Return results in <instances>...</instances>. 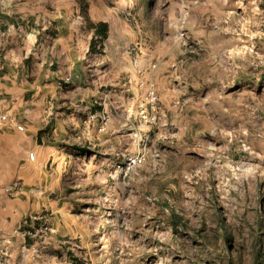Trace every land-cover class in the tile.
<instances>
[{
	"label": "rangeland",
	"instance_id": "1",
	"mask_svg": "<svg viewBox=\"0 0 264 264\" xmlns=\"http://www.w3.org/2000/svg\"><path fill=\"white\" fill-rule=\"evenodd\" d=\"M12 16L48 45L60 20L81 75L54 89L78 109L74 235L29 218L10 264H264V0H0Z\"/></svg>",
	"mask_w": 264,
	"mask_h": 264
},
{
	"label": "crops",
	"instance_id": "2",
	"mask_svg": "<svg viewBox=\"0 0 264 264\" xmlns=\"http://www.w3.org/2000/svg\"><path fill=\"white\" fill-rule=\"evenodd\" d=\"M19 13L18 18L25 19L26 13ZM55 17L61 19L60 14ZM9 20L13 21L0 20V113L15 117L16 123L24 127L19 131L14 123L0 126V235L8 238L12 260L19 251L28 252L31 245L25 241L31 238L27 228L34 222H22L31 212L51 215L46 218L50 226L46 239L74 235L73 222L66 218L67 207L72 204L67 201L61 179L70 158L64 151V143L70 141L68 131L79 130L78 121H74L78 109L67 112L64 105L69 94L54 89L63 83L61 80L75 83L81 74L79 55L75 56L67 43L62 44L66 35L61 32L64 24L60 20L52 27L48 21V27L56 30L52 45L35 43L33 29L28 30L27 24L15 16ZM94 63L99 68L105 65L104 59ZM71 94V100H79L75 96L78 94ZM52 119L54 123L50 124ZM30 151L34 152V160L27 157ZM14 181L19 186L8 192L7 185Z\"/></svg>",
	"mask_w": 264,
	"mask_h": 264
},
{
	"label": "built area",
	"instance_id": "3",
	"mask_svg": "<svg viewBox=\"0 0 264 264\" xmlns=\"http://www.w3.org/2000/svg\"><path fill=\"white\" fill-rule=\"evenodd\" d=\"M153 90L150 89L149 92H148V95L150 97L153 96ZM6 123H14L15 127L17 130L19 131H22L24 129L23 125L20 124V123H16V119L15 117H10L8 116V114H5V113H0V126H2L3 124H6ZM27 157L29 158V160H34V152L33 151H30L28 152L27 154ZM19 186V182L17 181H14L12 183H10L9 185H7L6 187V190L8 192H13L17 189V187ZM31 218V220H37L38 218H41L43 219L42 221V224L39 228V231L42 232V233H46L50 230L49 226L46 224V219L43 217V216H28V218H23V222L26 223V221ZM29 233H31L29 231ZM8 238H5L3 237L2 235H0V264H10V261H9V250H8Z\"/></svg>",
	"mask_w": 264,
	"mask_h": 264
},
{
	"label": "trees",
	"instance_id": "4",
	"mask_svg": "<svg viewBox=\"0 0 264 264\" xmlns=\"http://www.w3.org/2000/svg\"><path fill=\"white\" fill-rule=\"evenodd\" d=\"M105 25L102 23V27H104Z\"/></svg>",
	"mask_w": 264,
	"mask_h": 264
}]
</instances>
